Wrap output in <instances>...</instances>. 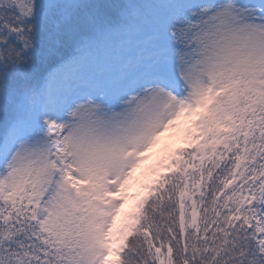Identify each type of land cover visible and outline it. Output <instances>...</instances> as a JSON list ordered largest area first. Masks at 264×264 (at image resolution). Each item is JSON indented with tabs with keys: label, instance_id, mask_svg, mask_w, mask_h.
I'll use <instances>...</instances> for the list:
<instances>
[{
	"label": "snow or ice",
	"instance_id": "obj_1",
	"mask_svg": "<svg viewBox=\"0 0 264 264\" xmlns=\"http://www.w3.org/2000/svg\"><path fill=\"white\" fill-rule=\"evenodd\" d=\"M0 264H264V0H0Z\"/></svg>",
	"mask_w": 264,
	"mask_h": 264
},
{
	"label": "rangeland",
	"instance_id": "obj_2",
	"mask_svg": "<svg viewBox=\"0 0 264 264\" xmlns=\"http://www.w3.org/2000/svg\"><path fill=\"white\" fill-rule=\"evenodd\" d=\"M167 143L169 145V148H175L179 147L186 142L182 139H177L175 141H169L167 139V134L166 137L162 139V143L157 146L156 149H153V153L150 154L149 158L144 161V164L142 166V169L140 170L143 174L141 175V180L148 182L153 179V173L151 171H148L150 166L156 165L157 164V157L158 155H163V152L161 151L164 147V144ZM139 174V173H138ZM137 189H133L135 191ZM140 191H143V189H139ZM134 204V201L130 198L128 203L126 204V210H130Z\"/></svg>",
	"mask_w": 264,
	"mask_h": 264
}]
</instances>
